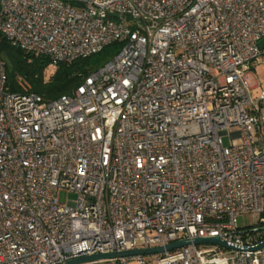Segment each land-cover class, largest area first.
<instances>
[{"label": "built area", "instance_id": "1", "mask_svg": "<svg viewBox=\"0 0 264 264\" xmlns=\"http://www.w3.org/2000/svg\"><path fill=\"white\" fill-rule=\"evenodd\" d=\"M0 33L53 63L122 44L49 101L9 91L0 58V264L211 236L233 248L190 244L155 264H264L251 250L264 239L237 219H264V88L253 97L248 80L264 0H0Z\"/></svg>", "mask_w": 264, "mask_h": 264}, {"label": "trees", "instance_id": "2", "mask_svg": "<svg viewBox=\"0 0 264 264\" xmlns=\"http://www.w3.org/2000/svg\"><path fill=\"white\" fill-rule=\"evenodd\" d=\"M121 47V43L114 42L85 58L53 63L47 56L13 46L0 33V58L5 63L7 89L14 93L33 92L46 101L71 94L91 72L117 54ZM241 229L254 235L256 240L264 239V219Z\"/></svg>", "mask_w": 264, "mask_h": 264}, {"label": "water", "instance_id": "3", "mask_svg": "<svg viewBox=\"0 0 264 264\" xmlns=\"http://www.w3.org/2000/svg\"><path fill=\"white\" fill-rule=\"evenodd\" d=\"M258 46L260 49H264V39L258 42ZM190 244H194V245L217 244L222 247L233 248L232 246L228 245L225 240L220 239L218 236L197 237L193 239L186 238V239H180V240L171 242L165 246H158V247L144 248V249H130V250H124L120 252H109V253H103V254L82 256V257H78L75 259H71L63 264H81V263L90 262L94 260H101V259H108V258H115V257L163 253L164 251H171L176 248H180V247L187 246ZM262 247H264V240L259 242L255 247L251 248V250H257Z\"/></svg>", "mask_w": 264, "mask_h": 264}, {"label": "rangeland", "instance_id": "4", "mask_svg": "<svg viewBox=\"0 0 264 264\" xmlns=\"http://www.w3.org/2000/svg\"><path fill=\"white\" fill-rule=\"evenodd\" d=\"M256 68L251 71V73L248 75V80L251 85V87H255L254 89H251V95L257 96L261 89L264 88V55H262L258 59V63L255 66ZM224 144H228V138L224 137L223 138ZM73 198L74 194H66L65 192L60 193V199L64 201L66 198ZM238 224L241 228L248 227L255 225L258 220L259 216L258 215H252V214H240L238 217ZM147 262L149 264H155V259L156 255L149 254L146 256ZM129 264H136L135 261L129 262Z\"/></svg>", "mask_w": 264, "mask_h": 264}]
</instances>
